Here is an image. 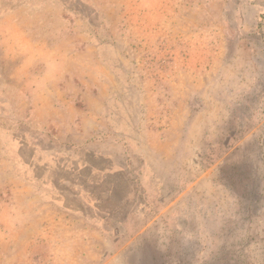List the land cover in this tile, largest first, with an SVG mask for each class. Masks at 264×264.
Here are the masks:
<instances>
[{
  "label": "rangeland",
  "instance_id": "374dc122",
  "mask_svg": "<svg viewBox=\"0 0 264 264\" xmlns=\"http://www.w3.org/2000/svg\"><path fill=\"white\" fill-rule=\"evenodd\" d=\"M0 264H264V0H0Z\"/></svg>",
  "mask_w": 264,
  "mask_h": 264
}]
</instances>
